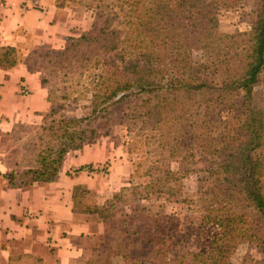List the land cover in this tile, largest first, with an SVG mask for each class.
Returning a JSON list of instances; mask_svg holds the SVG:
<instances>
[{
	"label": "rangeland",
	"instance_id": "374dc122",
	"mask_svg": "<svg viewBox=\"0 0 264 264\" xmlns=\"http://www.w3.org/2000/svg\"><path fill=\"white\" fill-rule=\"evenodd\" d=\"M60 2L86 15L91 22L90 29L75 37L73 42L57 49L69 50L63 57H46L43 52L54 49L39 48L33 50L35 53H29L26 63L38 73L40 79L43 77L48 81L47 87L55 86L56 96H62L63 88L71 86L67 90L71 94L70 101L66 103V116H89L92 110L91 92H94L92 88L98 83L100 86L96 88L100 91V88L113 83L111 70L114 66L123 67L129 59H135V56L143 60L142 54L147 50L153 52L152 58L158 61L162 70L158 75L160 78L164 76L162 86L175 74L169 67L174 49L161 42L162 35L168 32H141L139 35L129 28L130 21L134 22L139 14L142 16L145 7H150L153 0H130L127 3L126 0ZM129 4L133 6L130 7ZM215 10V38H211L212 43L207 48H202L203 41L194 36L191 57L204 66V80L212 86H219L225 76L222 72L226 68L220 69L224 59L218 56L216 40L220 35H240L249 31L255 21L256 3L254 0H237L231 8L218 6ZM186 19L187 16L182 22L188 27L191 21ZM111 31H115L111 38L113 40H109L106 45L97 40H81L83 35L95 39L96 36L103 37L106 32L112 33ZM150 34L153 37L147 39ZM154 37L158 38L152 40ZM102 63L108 66L103 81L98 78ZM119 79L126 82L128 89L118 103H113L109 114L108 135L99 141H107L117 155L127 158L133 164L134 172L130 177V186L126 187L128 190L121 198L123 202L119 207L122 213L109 221L104 241L111 239L113 246L117 247L112 248L113 250H118V244L127 243L124 251L127 258L122 264H132L135 260L172 264L182 252L203 253L207 255L205 260L210 261L211 240L221 232L214 220L218 219V208L223 202L218 198L217 174H212L216 169L217 159L210 154L214 145L208 147V143H203L200 147L197 140L212 138L215 141L222 134H232L246 117V106L250 103L264 108V70L247 102L241 92H234L229 96L232 97V107L229 106L231 103L227 96L219 104L218 92L188 96L179 93L178 100L170 102L169 108H156L158 103L153 102L158 117L151 121L140 118L130 122L127 119L133 107L140 106L150 94L140 92L129 77L122 75ZM85 88L89 90L86 91ZM45 90L47 93V88ZM78 91L79 94L76 93ZM73 99L77 101L72 102ZM58 102L62 103L61 100ZM142 112L143 110H138V113ZM41 114L15 122L14 129L7 135V150L15 164L14 170L29 166V156H24V153L41 124ZM205 121L209 124L203 125ZM260 155L264 159V154L260 152ZM104 170L105 167H102V171ZM145 186H148L150 194L144 192ZM146 193L147 198L138 200L139 196L143 197ZM82 203L90 206L88 194L83 197ZM125 204L127 206L123 208ZM232 207V211L242 215V228L249 231L248 236L256 233L259 238L264 233L262 219L253 207L243 206L238 202ZM127 214L130 217L124 218ZM123 220L128 224L125 229L131 234L124 239L118 233ZM256 237L253 240L246 237L236 243L234 250L228 254V264H264V247L256 244L259 242ZM152 248L161 252L152 253ZM213 255L218 257L217 253Z\"/></svg>",
	"mask_w": 264,
	"mask_h": 264
},
{
	"label": "trees",
	"instance_id": "16d2710c",
	"mask_svg": "<svg viewBox=\"0 0 264 264\" xmlns=\"http://www.w3.org/2000/svg\"><path fill=\"white\" fill-rule=\"evenodd\" d=\"M129 1L126 0V3ZM236 1L153 0L152 7H145L142 16L139 14L134 18V22L130 21L129 28L132 29V32H138L139 35L141 32H168L162 35L161 42L169 44L174 49L169 67L175 74L171 75L167 83L162 86L164 76L158 77L162 70L158 66V61L152 58L153 52L151 50L142 54L143 60L139 56H135V59H129L123 67L116 65L111 70V76L114 77L111 80L113 83L100 88L102 89L100 91H97L96 88L100 86L98 83L92 88L94 92H91L90 105L92 110L89 116H66V103L70 101L69 96L71 94L67 90L71 86L63 88L64 94L62 96H56L55 86L47 87L48 81L42 77L40 79L41 85L47 88L46 99L49 107L45 113L41 114V124L36 129V134L30 140L24 153V156H29V166L22 170H13L4 174L3 177L7 180L8 185L23 188L36 183L51 182L56 178L68 152L81 150L84 146L94 144L100 138L106 137L109 132L111 107L113 103H118L128 89L126 82L120 80L119 76L129 77L140 92L150 94V97L140 106L133 107L132 112L127 117L130 122L140 118H145L147 121L156 119L158 115L155 112V105L152 103H158L156 108H169L170 102L178 100L177 94L179 93L188 96L218 92L219 104H222L227 96L231 103L229 106L232 107V97L229 96L234 92L238 94L241 92L244 101H249L253 87L258 83L259 75L264 70V0H254L256 16L249 31L240 35L218 36L216 40L218 56L224 59L220 69L226 68L222 72L225 76H223L219 86H212L204 80V66L198 64L191 57L194 36H197L199 41H203L202 48H207L212 43L211 38H215L217 25L215 8L218 6L231 8ZM129 6L132 7L133 4H129ZM186 16V20L191 21L188 27L182 22ZM111 32H106L103 37L96 36L95 39L83 35L81 40L84 42L97 40L106 45L109 40H113L111 38L115 31ZM152 35L150 34L147 39L152 38ZM189 36L190 39L188 40ZM157 38L154 37L152 40ZM147 39L144 38L146 42H149ZM73 41L74 38L67 43ZM114 46L117 45L114 44ZM68 51L67 49L45 50L43 55L46 57H63ZM31 53L35 52L32 51ZM29 55L26 57L27 59L30 57ZM17 63L18 56L14 48H0V69L7 71ZM100 66L101 71L98 78L103 81V75H106L108 66L104 63ZM28 67L32 70L29 65ZM65 70L70 71L69 68H65ZM85 90L88 91L89 89L85 88ZM76 93L79 94L80 91ZM58 100H61L62 103H59ZM113 100L115 101L113 102ZM75 101L77 99H73L72 102ZM138 110H143L142 114L138 113ZM207 124L209 122L205 121L203 125ZM197 142L198 146L203 145V143H208V147L214 145L210 154L215 155L217 159L215 162L216 169L212 174H217L218 198L220 197L223 202V205L218 208V219L214 220V223L218 225L221 232L218 237L214 236L211 240L210 261L205 260L207 255L203 253L182 252L171 263L228 264V254L234 250L236 243L246 239V237L252 240L256 237V233L248 236L249 231L243 230L242 215L232 211L233 204L238 202L243 206L253 207L260 215L264 226V159L260 155V152L264 154V108L250 103L249 106H246V117L232 134H222L215 141L212 138H205V140L199 139ZM147 189L148 186L143 187L144 192L150 194L151 192ZM126 190L128 189H122L102 207L95 208V212L100 218L104 221H113L119 213H122L119 206L123 202L121 198L124 197L123 193ZM87 194L88 192L83 187H76L74 200L80 199L82 203L83 197ZM147 196V193L143 197L139 196L138 200H143ZM126 206L127 204L123 208ZM127 215H124V218L130 217L129 214ZM121 224L122 227L120 226L118 233L123 235L124 239L130 232L125 229L128 225L125 220ZM260 237H256L259 241L256 244L264 247V233ZM102 242L99 247L93 249L92 256L95 261H90L88 264H106L109 257L117 254H120L122 261L127 258L124 252L127 247L126 242L118 244V250L112 249L117 247L113 246L111 239L105 241L103 239ZM120 246L122 248H119ZM156 252H161V250L152 248V253ZM214 253H217L218 257L214 256ZM132 264L152 263L147 260H135Z\"/></svg>",
	"mask_w": 264,
	"mask_h": 264
},
{
	"label": "crops",
	"instance_id": "0c3cea01",
	"mask_svg": "<svg viewBox=\"0 0 264 264\" xmlns=\"http://www.w3.org/2000/svg\"><path fill=\"white\" fill-rule=\"evenodd\" d=\"M90 25L86 15L60 0H0V48L12 47L18 56L13 68L0 69V264L95 261L93 249L109 227L95 208L130 186L133 164L99 140L68 152L51 182L17 188L3 177L15 169L6 144L14 123L48 110L46 90L26 57L39 48L61 49ZM79 186L90 206L74 200ZM106 264H122V257H109Z\"/></svg>",
	"mask_w": 264,
	"mask_h": 264
}]
</instances>
